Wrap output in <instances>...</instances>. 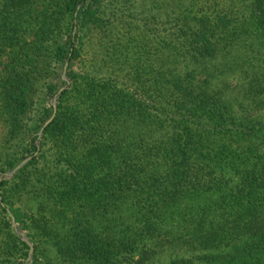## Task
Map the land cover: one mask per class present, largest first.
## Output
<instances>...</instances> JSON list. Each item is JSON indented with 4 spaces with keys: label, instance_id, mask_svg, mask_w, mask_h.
<instances>
[{
    "label": "trees",
    "instance_id": "obj_1",
    "mask_svg": "<svg viewBox=\"0 0 264 264\" xmlns=\"http://www.w3.org/2000/svg\"><path fill=\"white\" fill-rule=\"evenodd\" d=\"M3 129L0 264H264V0H0Z\"/></svg>",
    "mask_w": 264,
    "mask_h": 264
},
{
    "label": "rangeland",
    "instance_id": "obj_2",
    "mask_svg": "<svg viewBox=\"0 0 264 264\" xmlns=\"http://www.w3.org/2000/svg\"><path fill=\"white\" fill-rule=\"evenodd\" d=\"M39 9H41V7H39ZM74 69H76L77 71L79 70V66L78 65H76L75 67H74ZM69 80V79H68ZM45 88L46 87H41L40 89H39V92H38V94H37V96H36V98H35V102H34V105H33V107H32V109H31V111L29 112V114H28V116H27V118H30V120H31V124H32V126L34 127L36 124H38V122H39V118H42V112H43V108L44 107H46L47 105H48V103L50 104H52L53 105V100L52 101H50V100H48V102H47V100H46V95L44 94L45 93ZM56 105H57V102H56ZM50 120V119H49ZM48 121V120H47ZM46 121V122H47ZM46 124V123H45ZM3 125V124H2ZM30 132V131H29ZM6 131H4V129H3V132L2 131H0V140H2V138H4V136L6 135ZM27 139H28V137H27ZM1 146V145H0ZM27 158H29V157H27ZM26 158V159H27ZM25 160V159H24ZM23 160V161H24ZM23 161H21L17 166H19ZM16 166V167H17ZM15 167V168H16ZM15 168H13L11 171H13ZM11 171H9V172H11ZM9 172H6V173H1L0 174V176L2 175V174H7V173H9ZM9 180V179H8ZM12 214V213H11ZM10 217V216H9ZM14 217V216H13ZM15 219V218H14ZM11 223H12V220H11ZM17 223V222H16ZM18 224V223H17ZM18 227H19V224H18ZM12 228H13V230H14V232L16 233V231H15V229H14V226H13V223H12ZM20 228V227H19ZM22 232H23V234L27 237V239L32 243V240H31V238L28 236V231L27 230H22V229H20ZM29 232H32V230H30ZM17 234V233H16ZM18 235V234H17ZM19 236V235H18ZM19 238H20V236H19ZM21 239V238H20ZM32 245L34 246V244L32 243ZM49 247V245L47 244L46 246H44V248H48ZM33 256H34V254H33ZM48 256H50V257H53L54 256V252L53 251H50V252H48ZM28 259V258H27ZM27 259L24 261V263H17V264H25V262L27 261Z\"/></svg>",
    "mask_w": 264,
    "mask_h": 264
},
{
    "label": "water",
    "instance_id": "obj_3",
    "mask_svg": "<svg viewBox=\"0 0 264 264\" xmlns=\"http://www.w3.org/2000/svg\"><path fill=\"white\" fill-rule=\"evenodd\" d=\"M68 62H66V65H65V68H64V73H63V76H62V79L64 81H66L67 83H69V80L66 76V72H67V69H68ZM66 87H63L59 94L55 97V99L53 100V107H54V114L53 116L50 118V120H48L46 122V124L44 125V128L47 127L52 121L53 119L55 118V115H56V109H57V105H56V102H57V99H58V96L61 94V92L65 89ZM43 128V129H44ZM43 129L41 130V132L39 133V136L42 135V132H43ZM33 157H29L27 159H25L19 166H17L13 171L7 173V174H2L0 176V183L3 181V180H8V179H11L16 173L17 171H19L21 168H23ZM8 214L12 220V223H13V226H14V229L16 231V233L20 236L21 240L23 242H25L28 246H29V255H28V259L27 261L25 262V264H31L32 261H33V254H34V246L32 245V243L27 239V237L23 234V232L20 230V228L18 227V224L16 223L13 215L11 214L10 211H8Z\"/></svg>",
    "mask_w": 264,
    "mask_h": 264
}]
</instances>
